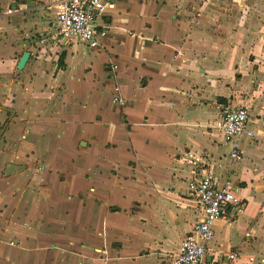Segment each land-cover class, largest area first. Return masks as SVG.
Returning <instances> with one entry per match:
<instances>
[{
	"label": "crops",
	"instance_id": "crops-1",
	"mask_svg": "<svg viewBox=\"0 0 264 264\" xmlns=\"http://www.w3.org/2000/svg\"><path fill=\"white\" fill-rule=\"evenodd\" d=\"M106 1L92 48L58 34V0H0V264H168L207 171L246 206L217 219L205 264H264V5ZM223 104L256 133L237 162Z\"/></svg>",
	"mask_w": 264,
	"mask_h": 264
},
{
	"label": "built area",
	"instance_id": "built-area-1",
	"mask_svg": "<svg viewBox=\"0 0 264 264\" xmlns=\"http://www.w3.org/2000/svg\"><path fill=\"white\" fill-rule=\"evenodd\" d=\"M107 5L106 0H58V34L67 43L77 41L92 48L99 47V37L105 34L97 30L96 21L103 15ZM8 12H13V9ZM119 91L120 87L116 86L114 101L123 103L124 99ZM220 111L221 117L215 128L230 143V160L240 161L243 157L242 137L256 135L250 127L249 108L223 104ZM188 189L191 198L202 207L203 217L196 223L193 232L182 241L179 250L168 255V264H205L207 244L215 238L214 226L217 219L228 218L231 212L242 214L245 211L246 202L238 196L235 185L230 181L219 183L213 171L191 179ZM237 257V252L228 255L230 261Z\"/></svg>",
	"mask_w": 264,
	"mask_h": 264
},
{
	"label": "rangeland",
	"instance_id": "rangeland-1",
	"mask_svg": "<svg viewBox=\"0 0 264 264\" xmlns=\"http://www.w3.org/2000/svg\"><path fill=\"white\" fill-rule=\"evenodd\" d=\"M202 0H195V2L198 4ZM212 3H209L210 6V12L212 15H215L217 17L221 16H235L238 11L235 9L234 6V1L233 0H212ZM243 3H245V8L242 9V12L245 11L244 13H248L251 11L252 7L255 6L256 4L258 5L259 8H261L264 5V0H243ZM264 10V9H263ZM262 10V11H263ZM245 21V16L243 19ZM14 242V241H12Z\"/></svg>",
	"mask_w": 264,
	"mask_h": 264
},
{
	"label": "water",
	"instance_id": "water-1",
	"mask_svg": "<svg viewBox=\"0 0 264 264\" xmlns=\"http://www.w3.org/2000/svg\"><path fill=\"white\" fill-rule=\"evenodd\" d=\"M30 55H31V53L29 51H25L22 54V56H21V58L19 60V63H18V69H23L24 68V66L26 65V63H27V61H28V59L30 57Z\"/></svg>",
	"mask_w": 264,
	"mask_h": 264
}]
</instances>
